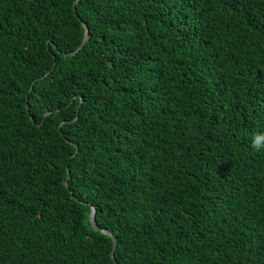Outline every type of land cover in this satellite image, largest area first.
<instances>
[{"label":"trees","instance_id":"1","mask_svg":"<svg viewBox=\"0 0 264 264\" xmlns=\"http://www.w3.org/2000/svg\"><path fill=\"white\" fill-rule=\"evenodd\" d=\"M257 135L264 0H0V264H264Z\"/></svg>","mask_w":264,"mask_h":264},{"label":"water","instance_id":"2","mask_svg":"<svg viewBox=\"0 0 264 264\" xmlns=\"http://www.w3.org/2000/svg\"><path fill=\"white\" fill-rule=\"evenodd\" d=\"M83 26H84V30L85 31H84V37H83V41H82L81 45L79 46V48L75 52H71V53L66 54V55H69L70 56V55H73L74 53L78 52L79 50H81L82 47L84 46V44L86 43V41L88 40V38H89L88 28L85 25H83ZM65 184L67 185V182ZM89 220H90V224L92 225V227L94 229H96V230H99L97 228V226H96V223H95V210L94 209H92V211L90 213ZM103 233L106 234V235H108V236H110L111 239L113 240V248H112V251H111V257H112L113 261L115 262V260H114V251H115V248H116L115 239H114V237L112 236L111 233H109L107 231H103Z\"/></svg>","mask_w":264,"mask_h":264},{"label":"clouds","instance_id":"3","mask_svg":"<svg viewBox=\"0 0 264 264\" xmlns=\"http://www.w3.org/2000/svg\"><path fill=\"white\" fill-rule=\"evenodd\" d=\"M252 147L255 150H264V136H255L252 140Z\"/></svg>","mask_w":264,"mask_h":264}]
</instances>
